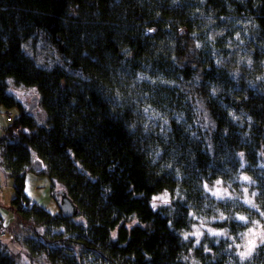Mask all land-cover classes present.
I'll return each instance as SVG.
<instances>
[{"label": "clouds", "instance_id": "9594fccd", "mask_svg": "<svg viewBox=\"0 0 264 264\" xmlns=\"http://www.w3.org/2000/svg\"><path fill=\"white\" fill-rule=\"evenodd\" d=\"M0 264H264V0H0Z\"/></svg>", "mask_w": 264, "mask_h": 264}, {"label": "trees", "instance_id": "16d2710c", "mask_svg": "<svg viewBox=\"0 0 264 264\" xmlns=\"http://www.w3.org/2000/svg\"><path fill=\"white\" fill-rule=\"evenodd\" d=\"M21 215H24L23 213H21Z\"/></svg>", "mask_w": 264, "mask_h": 264}]
</instances>
